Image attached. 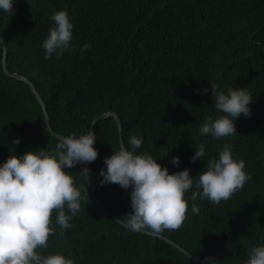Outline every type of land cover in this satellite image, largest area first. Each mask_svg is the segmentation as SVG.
Returning <instances> with one entry per match:
<instances>
[{
    "label": "trees",
    "instance_id": "16d2710c",
    "mask_svg": "<svg viewBox=\"0 0 264 264\" xmlns=\"http://www.w3.org/2000/svg\"><path fill=\"white\" fill-rule=\"evenodd\" d=\"M60 10L74 25L73 39L62 55L44 60L50 17ZM0 38L8 70L32 81L56 134H86L102 114L117 113L126 148L135 135L143 141L137 154L152 155L169 174L190 170L194 186L185 199L207 161L231 144L252 179L219 204L188 199L182 227L161 235L201 264L208 256L217 264H245L250 249L264 244V0H14L12 14L0 10ZM86 43L91 46L81 51ZM3 53L0 42V165L11 154L49 151L59 142L30 86L4 72ZM211 83L225 94L232 87L253 95L252 114L234 122L235 135H200L206 116L222 115ZM95 134L98 158L65 169L89 200L69 229H61L53 213L56 234L41 252L62 253L74 264H195L165 240L116 220L132 212L131 188L98 184L96 197L113 217L95 202L91 189L106 171L104 160L121 147L113 117L99 120ZM201 143L205 156L192 162ZM172 157H179L178 167ZM84 167L91 169L90 184L79 174ZM193 203L199 214L192 213Z\"/></svg>",
    "mask_w": 264,
    "mask_h": 264
},
{
    "label": "clouds",
    "instance_id": "9594fccd",
    "mask_svg": "<svg viewBox=\"0 0 264 264\" xmlns=\"http://www.w3.org/2000/svg\"><path fill=\"white\" fill-rule=\"evenodd\" d=\"M29 2V0H28ZM14 0H0V10L13 13ZM53 25L42 43L43 59L57 57L69 49L73 39V23L67 10L55 12L51 17ZM91 45L86 43L81 51ZM211 97L214 108L222 113L218 118L206 116L200 127V135H210L214 139L237 134L234 122L242 115L251 116L249 108L253 95L246 88L218 91L211 83ZM205 93L208 89L203 90ZM96 134L90 127L86 134L72 133L61 137L53 150L43 148L30 150L22 155H9L0 165V264H74V260L62 253L43 254L48 248L50 236L56 234L52 215L57 213L55 223L61 229L71 227L70 220L81 210L82 202L89 200L88 190L76 186L75 179L65 171L76 165H87L98 158V150L93 146ZM142 139L129 137L128 147L106 157L99 175L100 185L118 184L127 190L131 188L132 212L123 216V222L131 230L151 232L159 235L165 230H179L187 219L188 199H207L219 204L231 199L252 179L245 171V161L234 158L233 146L223 145L218 159L207 161L195 182V191L185 199V194L194 186L190 170L185 168L169 174L166 167L157 163L148 153L137 154ZM18 145L20 139L12 141ZM205 144L196 148L191 161L205 156ZM179 157H172L170 163L179 166ZM88 184L91 183V169L84 167L79 173ZM66 209L67 213L66 214ZM193 214L200 208L193 203ZM202 264H217L215 257H204ZM245 264H264V244L252 247Z\"/></svg>",
    "mask_w": 264,
    "mask_h": 264
},
{
    "label": "water",
    "instance_id": "95a60500",
    "mask_svg": "<svg viewBox=\"0 0 264 264\" xmlns=\"http://www.w3.org/2000/svg\"><path fill=\"white\" fill-rule=\"evenodd\" d=\"M0 42L2 43L3 45V50H4V53H3V69H4V72L11 78H14L16 80H19V81H23L25 82L26 84H28L33 92V94L35 95L36 99L38 100V102L41 104L42 108H43V111H44V114L46 116V122H47V129L49 132H51L54 136H56L57 138H61V137H64L60 134H56L52 128H51V125H50V120H49V114H48V110H47V107L44 103V101L42 100L39 92L37 91V89L35 88L34 84L32 83L31 80H29L27 77L23 76V75H20V74H17V73H11L8 68H7V51H8V48H7V45L5 43V41L0 38ZM110 117H113L117 124H118V127H119V132H120V143H121V146H124V141H123V137H122V133H123V126H122V121L119 117V115L115 112H107V113H104L102 114L100 117H98L97 119H95L92 123V130L95 132V125L97 124V122L101 119H106V118H110ZM96 144V142L94 143V145ZM93 145V146H94ZM100 180H102V177L100 176L96 182L94 183L92 189H91V194H92V197L93 199L95 200V202L98 203V205L108 213V211L102 206V204L100 203V201L97 199L96 197V194H95V191H96V188L98 186V184L100 183ZM110 216H112L110 213H108ZM113 217V216H112ZM116 220L118 222H120L122 225L127 226L126 223H124L122 220L120 219H117ZM130 228V227H128ZM131 229V228H130ZM140 233H143V234H147V235H150V236H154V237H158V238H161L163 240H165L167 243L175 246L176 248H178L180 251H182L184 254H186L195 264H201L195 257L194 255H192L189 251H187L186 249L182 248L181 246H179L178 244H176L175 242H173L172 240L164 237L163 235L159 234V235H155V234H152L151 232H145V231H140Z\"/></svg>",
    "mask_w": 264,
    "mask_h": 264
}]
</instances>
